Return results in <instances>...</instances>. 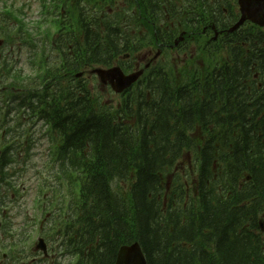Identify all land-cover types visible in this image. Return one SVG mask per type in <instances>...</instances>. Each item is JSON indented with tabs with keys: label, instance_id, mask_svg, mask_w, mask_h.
Masks as SVG:
<instances>
[{
	"label": "trees",
	"instance_id": "obj_1",
	"mask_svg": "<svg viewBox=\"0 0 264 264\" xmlns=\"http://www.w3.org/2000/svg\"><path fill=\"white\" fill-rule=\"evenodd\" d=\"M53 1L56 30L27 46L28 77L10 40L29 36L0 16V83L11 89L0 162L14 164L28 138L10 125L18 112L47 129L58 188L70 195L54 216L60 256L115 264L119 248L137 242L147 264H264V28L227 33L236 0ZM181 31L224 57L183 81L151 67L115 110L76 77L115 64L128 72L136 54L169 49ZM191 153L190 183L175 175L166 192L165 175ZM15 251L2 264H20Z\"/></svg>",
	"mask_w": 264,
	"mask_h": 264
},
{
	"label": "rangeland",
	"instance_id": "obj_2",
	"mask_svg": "<svg viewBox=\"0 0 264 264\" xmlns=\"http://www.w3.org/2000/svg\"><path fill=\"white\" fill-rule=\"evenodd\" d=\"M53 4V0H0L1 19L6 20L10 26H19L20 30L29 36V38H24L25 41L18 42L19 37L9 33L11 34V46H14L13 61L27 77L29 76L27 46H31L33 39L46 43V39H51L56 30L52 19L48 17ZM181 33L182 31L175 38L176 45L173 44L169 49L144 48L134 56V63L150 52L149 59L152 60L154 66L166 67L178 81H183L190 78L195 71L206 72L224 57L223 52L211 56L210 48H207L209 44H205V38L197 39L196 36L190 37L189 33L185 32L184 35ZM1 39L0 35V46H2ZM26 40H28L27 45H25ZM46 48L45 45V50ZM155 55H157L156 58H154ZM37 61L38 59L35 60ZM89 72L90 70L85 72L84 79L94 98L103 106L110 105L114 110L117 109L122 97L103 86ZM3 92L10 93L11 89L5 88ZM19 126L20 130L27 131L29 140L26 137L19 139V143L23 146V153L21 152L19 157L15 158L16 164L12 167L13 172H16L14 180L17 183V193L8 191L6 194V191L2 190L7 198L12 194H15L16 198L14 197L13 202L8 201L0 212V224L4 219L7 229L2 232L0 228V264L9 257L7 252L10 247L16 249L17 257L21 259L20 264H68L69 259L61 257L58 252V243L53 239L52 231L59 221V217H54L57 215L58 208L65 207L70 200L66 187L58 188L53 141L41 122L37 119L29 120L28 117H23L21 111ZM192 171H195L192 153L185 154L176 165L174 173L165 175L166 192L174 188L175 175H178V179L182 181H189V174ZM120 186L126 189L127 184H120ZM262 221L264 222V217ZM39 238H43L47 244L48 257L44 258L34 249Z\"/></svg>",
	"mask_w": 264,
	"mask_h": 264
},
{
	"label": "water",
	"instance_id": "obj_3",
	"mask_svg": "<svg viewBox=\"0 0 264 264\" xmlns=\"http://www.w3.org/2000/svg\"><path fill=\"white\" fill-rule=\"evenodd\" d=\"M237 5L240 18L228 32L235 31L247 21L258 27H264V0H237ZM91 73L97 76L102 85H108L114 93L121 94L136 83L143 71L139 70L125 75L119 67L114 66L108 69L95 68ZM35 249L47 256V247L42 238L38 239ZM115 264L147 263L139 244L134 242L119 248Z\"/></svg>",
	"mask_w": 264,
	"mask_h": 264
},
{
	"label": "flooded vegetation",
	"instance_id": "obj_4",
	"mask_svg": "<svg viewBox=\"0 0 264 264\" xmlns=\"http://www.w3.org/2000/svg\"><path fill=\"white\" fill-rule=\"evenodd\" d=\"M150 54L151 53L149 52L147 55H144L141 59H139L138 62L135 61V63H133V67L131 68V71L127 72L125 74L131 73V72H134V71H138L140 69H143V72H144V69L146 71L150 67V65H153L152 60L149 59ZM156 57H157V55L154 56V58H156ZM125 60H127V59H122V62L124 63ZM148 64H150V65H148ZM147 65H148V68H146ZM147 71L145 72V74L147 73ZM3 88H4V86L1 84L0 93L2 92ZM126 92H124L121 95H125ZM2 99H3V95L0 94V102H2ZM0 113L1 114H6V108H4V106L0 107ZM14 114H15L14 111L11 112V115H14ZM19 114H20V112H18V118L16 119L17 121H14V120L11 121V126H15V125L20 123ZM0 128L3 129L2 134H1V135H3L4 134L3 133L4 129H6L7 126L4 125L3 123H1V120H0ZM8 142H9L8 138H6V139L0 138V144L4 143V144L7 145ZM12 142H13V140H12ZM1 151L2 150L0 149V152ZM2 159H3V157H2V155H0V160H2ZM15 164H16V162L14 164H11V165L10 164H6L5 165V163L0 162V212H2L1 208L4 205H6L8 201H12L13 202V199L15 197V194H12L11 197L7 198L6 194H8V191L11 192V193H12V191L17 193V188H16L17 183L14 180L16 172H13L14 170L12 169V167H14ZM2 190L6 191L5 195H3ZM5 225H6L5 224V220L3 219L2 220V224H0V228L2 229V232H5V230H4V227H6Z\"/></svg>",
	"mask_w": 264,
	"mask_h": 264
}]
</instances>
